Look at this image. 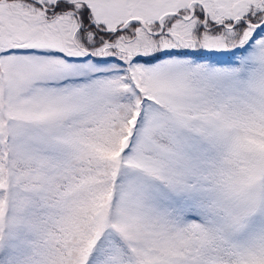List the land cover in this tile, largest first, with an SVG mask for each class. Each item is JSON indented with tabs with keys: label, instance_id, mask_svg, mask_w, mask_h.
Wrapping results in <instances>:
<instances>
[{
	"label": "snow or ice",
	"instance_id": "obj_1",
	"mask_svg": "<svg viewBox=\"0 0 264 264\" xmlns=\"http://www.w3.org/2000/svg\"><path fill=\"white\" fill-rule=\"evenodd\" d=\"M0 264H264V0H0Z\"/></svg>",
	"mask_w": 264,
	"mask_h": 264
}]
</instances>
